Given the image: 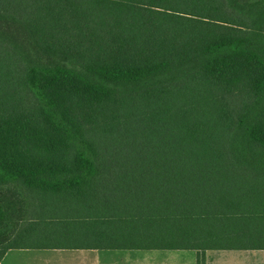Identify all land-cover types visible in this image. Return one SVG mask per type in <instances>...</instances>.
<instances>
[{
    "label": "trees",
    "instance_id": "1",
    "mask_svg": "<svg viewBox=\"0 0 264 264\" xmlns=\"http://www.w3.org/2000/svg\"><path fill=\"white\" fill-rule=\"evenodd\" d=\"M72 240L264 248V0H0V261Z\"/></svg>",
    "mask_w": 264,
    "mask_h": 264
},
{
    "label": "crops",
    "instance_id": "2",
    "mask_svg": "<svg viewBox=\"0 0 264 264\" xmlns=\"http://www.w3.org/2000/svg\"><path fill=\"white\" fill-rule=\"evenodd\" d=\"M0 264H264V248H100L72 240L13 247Z\"/></svg>",
    "mask_w": 264,
    "mask_h": 264
},
{
    "label": "rangeland",
    "instance_id": "3",
    "mask_svg": "<svg viewBox=\"0 0 264 264\" xmlns=\"http://www.w3.org/2000/svg\"><path fill=\"white\" fill-rule=\"evenodd\" d=\"M5 195L8 197L9 193H6ZM9 197H10V195H9ZM10 199H12V197H10Z\"/></svg>",
    "mask_w": 264,
    "mask_h": 264
}]
</instances>
